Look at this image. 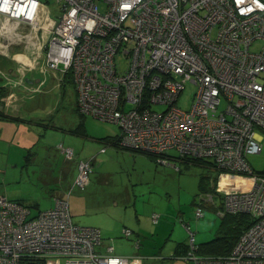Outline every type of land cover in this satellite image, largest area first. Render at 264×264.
I'll return each mask as SVG.
<instances>
[{"label":"built area","instance_id":"obj_1","mask_svg":"<svg viewBox=\"0 0 264 264\" xmlns=\"http://www.w3.org/2000/svg\"><path fill=\"white\" fill-rule=\"evenodd\" d=\"M59 7L61 16L55 19L40 0H0V17L40 35L41 65L35 70L70 74L78 112L117 125L119 146L159 158L175 150L183 159L250 175L249 190L221 200L220 215L251 218L232 252L198 255L188 224V260L264 264V170L254 171L247 160L264 150V0H60ZM119 53L128 59L123 72ZM16 70L17 85L24 86L32 69ZM12 73L0 70V77L8 82ZM187 85L196 88L192 108L172 107ZM161 105L167 108L154 110ZM59 149L74 156L70 148ZM94 161L78 164L73 187L85 188ZM73 187L67 199L56 198L52 209L36 216L0 195V264H142L140 257L118 256L111 247L98 252L101 231L72 219ZM202 206L195 209L198 219L204 217ZM153 221H159L158 214ZM124 235L129 238L132 231L124 229Z\"/></svg>","mask_w":264,"mask_h":264},{"label":"rangeland","instance_id":"obj_2","mask_svg":"<svg viewBox=\"0 0 264 264\" xmlns=\"http://www.w3.org/2000/svg\"><path fill=\"white\" fill-rule=\"evenodd\" d=\"M40 1L45 3L55 19L60 18V0ZM24 30L25 33L18 35H29L30 29ZM18 35L12 34V40ZM25 40L19 42L14 39L11 43L19 44L24 52L27 46ZM260 44L257 42L253 49L256 50ZM35 49L37 54L38 42L31 50L35 52ZM17 58L24 65L32 64L26 62L27 55ZM5 59L0 57V70L11 74L12 69L8 64L15 62L11 58ZM116 61L120 72L127 70L128 59L124 54L119 53ZM15 67L18 69V66ZM16 72L12 73L13 78H17ZM51 74L54 73L44 75L38 72L29 76H42L43 79L46 76V80H56L58 83L59 76L51 78ZM68 80L72 82V90L63 99L65 108H58L57 117H52L50 121L44 120L43 124L52 122L62 129L77 126L81 114L75 111L73 78ZM8 85L7 80L0 77V90ZM12 87H8L10 92L3 99L5 105L10 106L7 110L13 113L25 109L26 103L33 102L34 105L41 101V108L35 106L30 112L24 113V117H48L50 105L57 100L55 92H46L47 89L38 87V94L32 90L36 88L33 86L25 93L20 91L21 86ZM43 93L45 96H41ZM195 93V86L187 85L172 107L189 111ZM166 108L161 105L155 106L154 110L163 111ZM82 120L83 132L86 134L84 137L65 134L57 129H44L42 126L33 127L39 130L34 137L30 133V137L19 136L21 144L26 139H34L30 145L36 153L33 161L23 149V144L0 148V195L25 203L30 206L32 216H36L39 211L52 209L56 198L65 196L67 199L78 175V164L95 158L88 184L84 189L73 187L68 203L75 224L101 231L102 245L98 247V252L106 253L111 247L118 256L140 257L142 264H196V261L188 260L190 246L187 224L195 233L198 255H217L228 248L237 229L231 215L226 219L220 215L224 214L221 199L227 194L249 190L252 183L250 175L219 171L206 160L194 163L174 159L181 158L175 150L156 159L152 154L107 145L108 137L121 135L120 128L91 117ZM24 132L21 131V135ZM60 146L72 149L74 156H66L59 149ZM169 156L173 158L169 160ZM159 159L167 160L162 164L157 161ZM247 160L254 171L264 170V150L261 154L250 155ZM53 194L59 195L53 198ZM209 196L213 200H209ZM206 198L208 201H205ZM200 203L203 205L204 217L198 219L195 209ZM154 214L159 215L157 223L153 221ZM124 229L132 231L129 238L125 237Z\"/></svg>","mask_w":264,"mask_h":264},{"label":"crops","instance_id":"obj_3","mask_svg":"<svg viewBox=\"0 0 264 264\" xmlns=\"http://www.w3.org/2000/svg\"><path fill=\"white\" fill-rule=\"evenodd\" d=\"M48 9V8H47ZM49 11V10H48ZM30 29L27 26L24 25H19L16 22L13 21H8L3 19V17H0V57H2V59L4 61H6V57L7 58H11L14 63H9L8 67L10 68L11 72L16 71V67L15 66H20L21 68L26 67V68H31L32 70H29L26 72L25 75V85L20 87V91L21 92H25L28 93L29 90H31L34 87L38 88H45L47 90H45L46 92H55V94L57 95V100L54 101L51 105H50V112H48V117L46 118H36V117H31V118H26L24 117V113H28L31 110H33L35 108V106H37V108H41L42 107V103L41 101H37V103H35L33 105V102L30 103H26V106H24L23 108L25 109H21L20 111H16L11 113L9 110L10 109L7 105H5V103L2 100V108H0V111L5 112V114H8L9 116L15 118L14 119H8V120H0V148H3L4 146H8V147H12L15 145H19L21 146L23 144V149H26V153H31V155L33 154V157L31 159V161L34 160V157L36 155V153H34V149H31L33 144L34 139L32 138L31 140H24L21 144V142L18 140V137H30V134L32 135V137L36 136L38 134V131H36L33 127H44V129H57L60 130L62 133L65 134H71L73 136H77L74 135L71 131L75 128H70V129H65V128H59L58 126L54 125L52 122H49L48 124L44 123L42 121L44 120H52V117H57L56 112L58 111V108H65V101L63 100L66 95L69 96L68 92L69 90H72V82L70 83L68 80V77L62 76L61 74H51V78L52 77H56L59 76L60 81L58 83H56V80H51L49 81V79L46 80V77L43 79L42 76H29V75H33L35 73H38L37 69L38 65H41V63L36 59V49L35 52L33 50H31L32 48H34V45L37 44L38 39H39V34H36V32L32 31L31 29L29 30V37L28 38H23V39H19L17 37H15L14 39L18 40L19 42H22L23 40H25L24 44H26V49L23 52L21 50V48L18 45H15L14 43H11L12 40V34L16 35V30L25 33L24 29ZM48 36V33L44 34V38H46ZM6 42V44H5ZM40 42V41H39ZM17 46V47H16ZM22 55H27L28 56V60H26V62H31L32 64L30 65H21L19 64V60L17 57H21ZM25 70V69H24ZM49 75V74H48ZM17 81L18 78H12L10 81H8L9 85L8 87L13 88L12 86L17 85ZM58 81V79H57ZM70 83V84H69ZM33 88V89H36ZM74 89V88H73ZM45 92V93H46ZM45 93L41 94L45 96ZM39 94V93H38ZM36 97V95L34 96ZM13 102V101H12ZM12 102L10 103L12 106ZM77 99H76V94L74 92V106H75V111L77 113H79L77 111ZM47 108V106L45 107V109ZM80 121V118H79ZM79 124V122H78ZM77 124V125H78ZM25 126L27 128H25ZM51 127V128H50ZM55 127V128H53ZM25 130L26 132H24V134L21 135V131ZM30 133V134H29ZM60 139V138H59ZM64 139V138H63ZM65 140V139H64ZM61 144V143H60ZM63 144V143H62ZM64 145V144H63ZM30 146V147H29ZM59 194H53V198L58 197ZM16 201V200H15ZM22 203L21 201H17ZM24 205H26L25 203H22ZM28 206V205H26ZM30 207V206H28ZM41 212V211H39ZM71 213V212H70Z\"/></svg>","mask_w":264,"mask_h":264},{"label":"trees","instance_id":"obj_4","mask_svg":"<svg viewBox=\"0 0 264 264\" xmlns=\"http://www.w3.org/2000/svg\"><path fill=\"white\" fill-rule=\"evenodd\" d=\"M67 77L72 79V76L70 74H68ZM9 92H10V90H9L8 86L1 88V90H0V105H3L2 104V100L5 97L8 96ZM80 117L81 118H80L79 124L71 132L74 135L84 137L86 134H84V132H83V122L84 121L82 119L83 118H86V117L85 116H81V115H80ZM11 118L14 119V120H16L15 118L9 116L8 114H5L4 110L3 111H0V120H8V119H11ZM53 128H55V127H53ZM119 137H120V135L119 136H115V137H108L107 138V142H108L107 145L113 144V145H118L119 146ZM148 155H151V154H148ZM28 156H29V159L31 160L32 157H33V154L31 155V153H29ZM152 156L156 157V159L159 158V156H155V155H152ZM169 157H170L169 160H171L173 158L171 156H169ZM174 159L187 160V161L194 162V163H199L201 161L205 162V160L182 159V158H177V157L174 158ZM228 215L229 214H227L225 216H222V217L226 219L227 217H229ZM231 217L236 222V229H237L236 236L234 237L233 242L228 246V248L224 249V251L222 253H219L217 255H212L214 257H216V256H228L232 252V250L235 247V245H236L238 239L240 238V236L243 234V232L248 228V226L251 223V218L249 216H247V215H244V214H242V215H231ZM197 252H199V249H197ZM206 257H211V256H206Z\"/></svg>","mask_w":264,"mask_h":264},{"label":"water","instance_id":"obj_5","mask_svg":"<svg viewBox=\"0 0 264 264\" xmlns=\"http://www.w3.org/2000/svg\"><path fill=\"white\" fill-rule=\"evenodd\" d=\"M0 108H2V107H0Z\"/></svg>","mask_w":264,"mask_h":264}]
</instances>
